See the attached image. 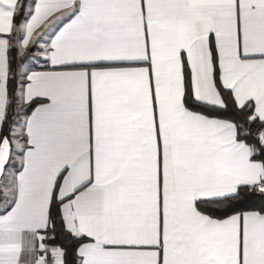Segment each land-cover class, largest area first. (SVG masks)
<instances>
[{"label": "snow or ice", "instance_id": "obj_1", "mask_svg": "<svg viewBox=\"0 0 264 264\" xmlns=\"http://www.w3.org/2000/svg\"><path fill=\"white\" fill-rule=\"evenodd\" d=\"M0 264H264V0H0Z\"/></svg>", "mask_w": 264, "mask_h": 264}]
</instances>
